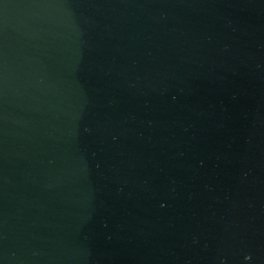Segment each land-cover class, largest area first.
I'll list each match as a JSON object with an SVG mask.
<instances>
[{"label": "water", "instance_id": "obj_1", "mask_svg": "<svg viewBox=\"0 0 264 264\" xmlns=\"http://www.w3.org/2000/svg\"><path fill=\"white\" fill-rule=\"evenodd\" d=\"M0 264H264V0H0Z\"/></svg>", "mask_w": 264, "mask_h": 264}]
</instances>
